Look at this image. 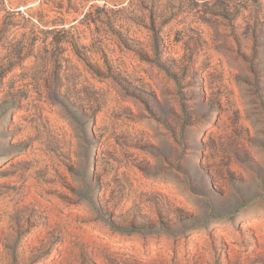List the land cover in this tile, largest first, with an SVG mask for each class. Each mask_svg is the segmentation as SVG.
Returning a JSON list of instances; mask_svg holds the SVG:
<instances>
[{"label":"rangeland","instance_id":"obj_1","mask_svg":"<svg viewBox=\"0 0 264 264\" xmlns=\"http://www.w3.org/2000/svg\"><path fill=\"white\" fill-rule=\"evenodd\" d=\"M0 264H264V0H0Z\"/></svg>","mask_w":264,"mask_h":264}]
</instances>
